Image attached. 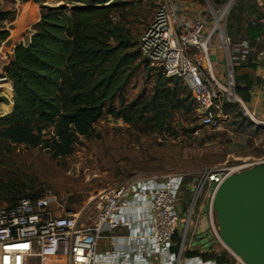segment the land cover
<instances>
[{"label":"built area","instance_id":"built-area-1","mask_svg":"<svg viewBox=\"0 0 264 264\" xmlns=\"http://www.w3.org/2000/svg\"><path fill=\"white\" fill-rule=\"evenodd\" d=\"M231 4L230 0L225 13ZM214 18L213 27L200 17L184 20L171 0H162L139 37L140 58L160 68L167 79L181 82L196 103L200 127L219 128L228 116L224 108L231 107L243 119L264 127V119H258L255 110L236 94L234 74L235 66L247 60L264 67V17L250 22L251 27L258 25L263 30L254 47L249 41L234 43L221 34V76L210 54L216 27L220 28ZM258 44L263 49L257 50ZM261 165L264 161L204 168L193 178L187 174L136 178L104 189L92 199L99 211L90 224L82 222L84 209L63 211L58 202L64 198L50 192L35 199L21 198L13 206L0 208V264H245L223 246L228 255L224 262L187 256L196 246L197 225L190 231V223L194 212L204 210L212 237L220 244L211 198L205 208L211 185L217 187L226 178ZM53 205L60 216L53 212ZM205 245L204 241L196 247L200 254L207 251Z\"/></svg>","mask_w":264,"mask_h":264},{"label":"rangeland","instance_id":"rangeland-1","mask_svg":"<svg viewBox=\"0 0 264 264\" xmlns=\"http://www.w3.org/2000/svg\"><path fill=\"white\" fill-rule=\"evenodd\" d=\"M171 1L178 13L187 20L200 17L209 27H213L214 15L217 16L220 28L216 27L210 54L218 52L220 62L214 69L219 66L222 68L221 34L234 43L243 41L245 37L246 22L237 26L229 23L233 7L236 2L237 5L240 2L233 0L228 13H225L224 9L230 0ZM124 2L125 7L114 10L112 18L128 31L138 50L139 37L152 21L162 0ZM256 2L264 9V0ZM61 5L62 0H38L37 3L31 0H0V14L7 18L6 21H0V27L9 33L8 39L0 45V85L7 84L10 95V83L2 69L8 63L12 48L28 42L32 26L39 21L41 6L50 8ZM240 16L245 18L244 14ZM256 69L248 72L253 83L247 106L255 110L258 119H262L264 74H256ZM165 80L160 68L150 67L139 59L124 91L126 101L146 100L162 85L170 88L175 86L176 100L182 104V109H172L171 103L167 102L158 112L145 115L137 124L107 118L95 125L91 137H78L70 155L54 157L49 150L40 147L1 144L0 208L9 207L24 197L44 196L50 192L57 198H64L63 202H58L63 211L79 212L84 209L82 222L90 224L99 211L98 203L92 199L104 189L136 178L173 174H187L193 178L204 168L264 161V127L243 119L239 110L229 109L226 112L228 116L221 120L219 128H202L197 120L196 103L190 93L181 82L169 80L165 83ZM2 100L5 99H0V116L11 109V103ZM196 130L198 135H194ZM52 209L56 216L61 215L56 205ZM203 212H194L190 223V231L197 225L195 248L204 244V240L198 242L202 233L212 236L210 224ZM212 218L218 231L214 212ZM214 247L218 250L223 248L219 243Z\"/></svg>","mask_w":264,"mask_h":264},{"label":"trees","instance_id":"trees-1","mask_svg":"<svg viewBox=\"0 0 264 264\" xmlns=\"http://www.w3.org/2000/svg\"><path fill=\"white\" fill-rule=\"evenodd\" d=\"M62 1L63 5L57 7L41 6L28 42L12 48L2 69L12 99L10 111L0 116V145L40 147L54 157H62L72 153L78 137H91L95 125L107 118L137 124L167 102L172 109H182L175 86L162 85L146 100L126 101L125 88L141 58L128 31L112 18L114 10L125 7V0ZM238 2L229 23L237 26L246 22L243 40L254 47V40L263 35V30L258 25L251 27L250 22L264 17V9L256 0ZM6 19L0 14V21ZM8 37L9 33L0 27V45ZM256 49L263 47L258 44ZM257 67L259 64L247 60L234 68L236 94L246 105L253 83L248 72ZM169 80L173 79L166 78L165 83ZM229 109L224 108V113ZM173 239L178 241L177 236ZM200 239L206 242L207 251L200 254L195 248L187 256L227 261V253L214 247L218 243L212 236L202 233Z\"/></svg>","mask_w":264,"mask_h":264},{"label":"water","instance_id":"water-1","mask_svg":"<svg viewBox=\"0 0 264 264\" xmlns=\"http://www.w3.org/2000/svg\"><path fill=\"white\" fill-rule=\"evenodd\" d=\"M209 202L220 244L245 264H264V165L212 184Z\"/></svg>","mask_w":264,"mask_h":264},{"label":"crops","instance_id":"crops-1","mask_svg":"<svg viewBox=\"0 0 264 264\" xmlns=\"http://www.w3.org/2000/svg\"><path fill=\"white\" fill-rule=\"evenodd\" d=\"M179 16H180V18H182V19H184V20H187V19H185V18H183L182 16H181V14H180V12H179ZM211 57L213 58V59H215L216 60V64H218L220 61H219V54H218V52L217 51H215L212 55H211ZM221 70H222V68L219 66L218 68H215V71L218 73V76H221ZM256 74H264V67L263 66H260V67H257V69H256ZM260 117L262 118V119H264V113H262V115L260 114ZM206 246V245H205ZM223 249V248H222ZM224 250V249H223Z\"/></svg>","mask_w":264,"mask_h":264},{"label":"bare ground","instance_id":"bare-ground-1","mask_svg":"<svg viewBox=\"0 0 264 264\" xmlns=\"http://www.w3.org/2000/svg\"><path fill=\"white\" fill-rule=\"evenodd\" d=\"M231 1H233V0H231ZM0 89H1V91H0V99H5V100H7V101H9L10 103H11V101H10V99H11V95L9 94V91H8V87H7V84H2V85H0ZM4 100V101H5ZM3 101V100H2ZM3 101V102H4ZM7 107L5 106L4 107V109H6ZM10 110V109H9Z\"/></svg>","mask_w":264,"mask_h":264}]
</instances>
